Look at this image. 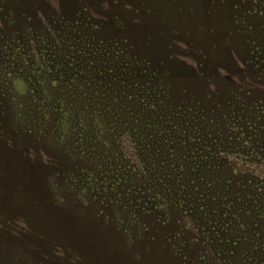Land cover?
<instances>
[{
	"label": "rangeland",
	"instance_id": "rangeland-1",
	"mask_svg": "<svg viewBox=\"0 0 264 264\" xmlns=\"http://www.w3.org/2000/svg\"><path fill=\"white\" fill-rule=\"evenodd\" d=\"M0 264H264V0H0Z\"/></svg>",
	"mask_w": 264,
	"mask_h": 264
}]
</instances>
